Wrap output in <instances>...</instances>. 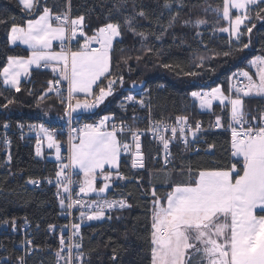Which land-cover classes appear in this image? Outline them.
<instances>
[{"label": "trees", "instance_id": "16d2710c", "mask_svg": "<svg viewBox=\"0 0 264 264\" xmlns=\"http://www.w3.org/2000/svg\"><path fill=\"white\" fill-rule=\"evenodd\" d=\"M165 2L70 0L73 15L85 17V32L89 36L109 21H119L122 25V43L114 44L113 71L114 74L123 75L125 83L123 86L116 85L113 96L108 97L94 111L81 113L80 116L97 120L109 115L118 120H130L136 126H143L149 115L165 121H176L181 116L204 121L216 120L219 116L224 123L228 121L230 104L225 102V106L216 101L210 111H204L199 107V101L191 96V92L199 88L222 86L224 93H228L229 79L234 73L249 70L255 74L249 62L255 56H264V21L255 19L258 9L254 7L251 12L253 23L256 24L252 33H247L243 27L244 34L240 39L231 38L229 42V35L219 31L227 26V21L211 10L205 11L209 7L222 9L223 0H167L171 8H165ZM43 6L57 14L67 10L68 0H42L40 11ZM260 7H264V4ZM141 10L145 13L144 17L137 15ZM39 14L36 12L29 15L24 12L17 0H0V20L5 21L0 23V71L6 66L8 56L27 57L31 52L22 44L11 45L8 42L7 35L12 23L26 25L28 19H34ZM173 15H176V19L169 27ZM127 16H135L136 32H143L147 36L143 46L140 37L123 26ZM198 19L207 23L196 26L194 22ZM185 21L192 23L185 24ZM244 44H249V47L243 48ZM145 48H152V51L146 52ZM75 49H78V44ZM225 52L230 55L224 56ZM137 56L141 59L137 60ZM121 57L131 59H128L127 64L120 63L119 67H115ZM200 57L205 58L203 67H197ZM191 72L197 75H188ZM55 78L51 69L34 68L31 75L22 81L21 91L17 93L4 86L0 77V93H3L0 105L6 102L5 98L14 100L7 109L0 107V119L14 123L44 120L54 126L63 125L67 117L64 116V105L60 103V98L51 92L43 100L39 99L47 90L48 81ZM133 81L142 90L146 109L133 108L131 104L126 108L119 106ZM242 99L246 112L252 115L264 112V97ZM206 139L208 144L213 145L212 152L191 153L182 144H173L174 160L168 169H161L154 162L153 155L162 146L148 138H143L141 142L144 168L132 167L133 154L122 155L120 173L126 179H113L106 194L126 197L131 207L107 214L110 219L91 221L82 226L76 241L88 256L84 264H150L151 191L155 188L157 196L164 197L171 191V186L189 183L178 182V179L173 180L165 174L152 175L153 171L186 167L197 176L201 170L227 169L240 160L231 155L229 132L208 133ZM36 148L37 144L18 136L12 137L9 150L0 147V230L5 227L0 233V264H15L18 257H24L25 264H57L60 227L68 219L61 215L63 208L56 188H32L27 180L54 178L58 161L50 157L54 150L40 147L42 155L37 156ZM237 168L240 169L241 164H237ZM103 183L104 180L99 179L98 187H102ZM13 220L16 226L27 221L33 225L35 242L28 252L18 247L21 236L11 232ZM49 225L56 227L49 229ZM114 254L115 261L112 259Z\"/></svg>", "mask_w": 264, "mask_h": 264}, {"label": "snow or ice", "instance_id": "6c2138e0", "mask_svg": "<svg viewBox=\"0 0 264 264\" xmlns=\"http://www.w3.org/2000/svg\"><path fill=\"white\" fill-rule=\"evenodd\" d=\"M17 2L29 15L36 12L40 14L35 19H28L26 26L12 23L7 35L8 42L11 45L17 42L27 45L31 52L27 57H7L6 66L0 71L4 86L19 93L21 78L31 75L32 66L51 68L57 78L48 81V88L39 99L43 100L48 93L55 92L60 98V103L64 105V116L71 124L81 112H91L108 97L113 96L116 85H124L123 75L114 74L113 71L114 44L122 43V25L119 21H109L95 29L94 34L89 36L84 32L83 15L70 19L68 12L62 15L53 14L47 6H43L40 11L42 0ZM262 4L264 0H223L222 9L209 7L205 11L211 10L229 22V27H222L219 31L229 33L231 42L232 37L239 40L244 34L242 26L249 34L256 27L253 17L249 14L253 7L258 9L255 19L264 21V7H260ZM68 6L70 10V0ZM164 7L171 8L172 5L166 0ZM233 9L237 13L234 18ZM137 15L144 17L145 13L141 10ZM175 19L176 15H173L169 27ZM134 21L135 16H127L123 26L134 35H138L143 46L147 36L143 32H136ZM0 23L5 21L0 20ZM188 23L192 22L185 21V24ZM194 23L199 26L207 21L198 19ZM81 38L83 43H79ZM53 41L59 42V51L52 50ZM74 41L78 44L75 51L71 48ZM94 41L99 47H92ZM248 47L249 44L243 45V48ZM145 51L151 52L152 48H145ZM223 55L228 56L230 53L225 52ZM128 59L131 57H121L115 67H119L120 63L127 64ZM136 59L139 60L141 57L137 56ZM204 60V57H200V64L197 67H203ZM249 63L257 68V72L250 74L249 71L242 70L238 73L247 79V83H242L236 88L235 98L225 95L220 87L212 88L210 91L191 92V96L199 101L201 109H211L213 101H219L221 105H225V102L230 104L231 155L242 160H237L227 169L201 170L189 183L171 186V191L164 197H158L156 189H152L150 264H264V214H257L264 213V112H260L259 115L246 112L242 99L251 96L264 97V56L256 57ZM188 75L197 73L191 72ZM62 82H67V97L62 95L60 87ZM135 85L136 82L133 81V86ZM29 94L31 95V91ZM0 96H3V93H0ZM5 99L6 102L0 107L7 109L14 100ZM128 104L145 106V101L129 93L123 97L119 106L126 108ZM133 119L135 120V117ZM111 120L113 116L106 115L98 123L70 128L66 157L61 155L62 144L56 138V130H49L43 124L39 126V133L47 140V147L55 149L56 161L59 162L58 170L55 172L57 195L59 196L61 188L64 193L69 194L67 203L65 199H60L59 203L62 208L69 210V213L73 208L82 209L79 212V219L82 222L98 221L105 218L106 211L130 207L122 198L106 199L100 196L110 189L113 179H126L120 173V158L121 152H129L131 146L127 142L122 143L118 134L129 133L135 142L132 167H145L140 143L144 131L134 130L123 122L119 126L115 123L109 125ZM176 125L178 127L173 126L169 129L167 124L155 122L147 129L163 143L167 155H170L168 150L173 140L179 138L186 146L189 144L186 129L194 140L201 131L199 122L194 128L188 125L187 116L177 117ZM236 126H239L240 130ZM4 127L8 128L9 125L5 123ZM216 127H222L219 116L216 118ZM169 130L170 137L162 134ZM212 147L213 145H209V149ZM36 155H42L39 139ZM165 163H168L167 158ZM237 164H241L240 169H237ZM106 165L108 171H105ZM77 169L83 174V180L79 182L74 181L69 175V170L75 173ZM98 174L104 180L100 188L96 187ZM48 182L51 183L50 180ZM27 183L36 186L40 182L29 179ZM74 183H79V192L76 193L78 197L81 194L88 196L90 193H96L97 199L90 202L79 198L73 199L71 196L73 189L70 186ZM11 226L15 230L14 220ZM48 227L54 229L56 226ZM71 228L72 236L80 235V223L72 224ZM61 232L63 233V228ZM27 243L30 245L31 241ZM60 244L62 247L56 253L57 264L59 260H65V264H73L72 249H81L82 245L66 244L63 234L60 237ZM65 247L68 249L67 257L61 255ZM83 257L82 251L76 254L79 264H84ZM17 259L20 264H25L24 257ZM112 259L116 260L115 254Z\"/></svg>", "mask_w": 264, "mask_h": 264}, {"label": "built area", "instance_id": "2783aa9c", "mask_svg": "<svg viewBox=\"0 0 264 264\" xmlns=\"http://www.w3.org/2000/svg\"><path fill=\"white\" fill-rule=\"evenodd\" d=\"M65 12H68L70 19L71 18H75L76 16L73 15L72 10H71V4H70V10H69V6H67V10L61 13H57V14H63ZM55 22V21H54ZM84 32H85V26H84ZM86 33V32H85ZM79 41H82L83 43V39L81 38ZM77 45V43L74 41L71 45L72 50H75V46ZM92 47H99V45L94 41L92 43ZM60 48V47H59ZM42 69H45L43 67H41ZM50 69V68H47ZM243 84L247 83V79L243 76L237 75L234 76L232 75L229 79V91L228 93H226L225 95L229 96L230 98H235L236 93V88L241 86ZM61 90H62V95L63 97H67V82H62V84L60 85ZM211 89H207V88H199L196 91H210ZM53 94H55V92H52ZM131 93L132 95L136 96L137 99L143 98L142 95V90L140 89V87L138 85H135L130 88L129 92L127 93V95ZM145 101V99H144ZM133 108H137V109H146L147 107V103L145 101V106H140L139 104L136 105H131ZM250 119V117H249ZM100 119L97 120H89V119H85L82 116H78L76 120H74L71 124H69L68 119L66 120V122L63 125L60 126H54L51 125L49 123H47L44 120H34V121H28V122H17L14 123L10 120H2L0 119V147L4 148L5 150H9L11 147V140L13 136H18L19 138H21L22 140H30L32 142H34L35 144H37V140H40V147H46V149H49L47 147V140L43 137L42 133H39V126L41 124L44 125L45 128L49 129V130H56L57 132V139L61 142L62 144V148H61V155L63 157L67 156V149H68V140H69V133H70V128H80L82 127L84 124H93V123H98ZM121 122H123L125 125L131 126L134 130L135 129H139V130H143L144 131V135L141 136L140 140L142 141L143 138H148L152 141H156L158 143L161 144L162 149L159 152L154 153L153 155V159L154 162L156 164H158L160 166L161 169H168L172 166L173 164V160H174V155H173V144L175 143H180L183 146L189 148L191 153L194 152H203V153H209L213 151V147L211 149H209V145L207 143V139H206V134L208 133H213V132H220V131H227L231 134V128L229 127V124L231 122V106H230V115H229V119L226 123L223 122L222 119H220V123L222 125V127H216V120H211V121H204V120H191L188 119V125H190L191 127H195V124L197 122L200 123L201 125V131L197 133V138L194 140L191 133L186 129L185 134L187 135L189 144L186 146L183 141H181L179 138L176 140H173L170 145H169V150L168 152L170 153V155H167L165 153V150L163 148V143L161 141H159L158 139H156V137L153 136V134L149 131H147V129L150 127L151 124L155 123V122H162V124H167L169 126V129L173 126H177L176 125V121H165V120H158L156 118H154L152 115L147 116L146 118V123L143 126H136L132 121L130 120H118L116 118L113 117V120H111L109 122V125H111L112 123H115L116 125H120ZM7 123L9 125L8 128L4 127V124ZM19 125H23L24 127L21 128L19 127ZM35 126L30 127V126ZM178 127V126H177ZM238 130L239 126H236ZM110 130V127H109ZM163 135H165L166 137H170L171 136V132L170 130L168 132H163ZM120 136V139L123 142H127L130 146L132 144L133 148H134V152H135V142L132 140L131 135L129 133H125V134H118ZM50 150H55L50 149ZM128 154H133L131 152V149L129 152H124L122 151V155H128ZM167 158L168 163H165V159ZM66 162V160L64 161ZM59 164V162H58ZM57 170H58V166H57ZM69 175L72 177V179L74 181H82L83 180V176L82 173L79 172V170H75V173H73V170H69ZM30 179H34V178H30ZM29 180V179H28ZM27 180V181H28ZM34 180H38L40 183L36 186L27 183L30 187L32 188H51L54 187L56 188V192L58 191L57 185H56V178H44V179H34ZM51 181V183H49L48 181ZM73 191L71 192V196L73 199H83L85 201L90 202L91 200H95L97 199V195L96 193H90L88 196H84L83 194H81L79 197L76 195V193L79 192V183H74L70 186ZM59 201L60 199H65V202L67 203V196L69 195L68 193H64L63 189H59ZM100 196L102 198H106V199H124L126 201L127 204L130 205L131 207V202L130 200H128L126 197H122V196H118V197H111L108 196L106 193L100 194ZM130 207L124 208V209H119V210H111V211H106V214L109 213H113V212H117V211H124L126 209H129ZM79 207L77 208H73L72 210H67L66 208L62 209L61 215L64 216L65 218L68 219L67 223H65L64 225H62L60 227V232H59V236L61 237V234L64 235L65 237V243L66 244H77L76 241V237L72 236V228L71 225L74 223H80L81 224V228L82 226L88 224L91 221H80L79 219V212H80ZM84 211H88V209H83ZM67 226V227H64ZM5 227H1L0 233L4 230ZM63 228V233L61 232V229ZM80 228V229H81ZM13 234L19 235L21 236L20 241L18 242V247L20 249H24L25 251L29 249H32L33 244L35 242V236H34V230H33V225L30 221L25 222L24 224L20 225V226H16L15 230L13 229L11 231ZM31 241V244L29 245L27 243V241ZM62 245L60 244V248L61 249ZM81 249H76L73 248L72 249V256H73V264H79V262L76 260V254L78 252H81ZM84 253V257H83V262H85L88 258L86 252L82 251ZM68 254V249L65 247L64 251L61 253L62 256L67 257ZM58 261V260H57ZM15 264H20L19 260H17V262ZM59 264H65V260H59Z\"/></svg>", "mask_w": 264, "mask_h": 264}, {"label": "rangeland", "instance_id": "374dc122", "mask_svg": "<svg viewBox=\"0 0 264 264\" xmlns=\"http://www.w3.org/2000/svg\"><path fill=\"white\" fill-rule=\"evenodd\" d=\"M254 8V7H253ZM253 8L251 9V11H250V15L253 17V14L251 13L252 12V10H253ZM232 14H233V18H234V16H235V14H237L236 13V10H232ZM37 18V17H36ZM35 19V18H34ZM55 23V22H54ZM23 26V25H22ZM24 26H26V25H24ZM226 27H229V22L227 21V26ZM242 28H243V26H242ZM242 28H241V30H242ZM222 33H225V34H227V35H229V33H226V32H222ZM233 39H235V37H232ZM236 40V39H235ZM57 42L58 41H53V45H52V50L53 51H59L55 46H56V44H57ZM19 42H17V44H18ZM21 44V43H20ZM25 47H27V45H25ZM28 48V47H27ZM75 50H77V49H75ZM74 50V51H75ZM259 56H261V55H258V56H255L254 58H256V57H259ZM254 58H252V60L254 59ZM32 67H34V66H32ZM250 67L255 71V73L257 72V68L256 67H254V66H252L251 64H250ZM243 71H249V70H243ZM240 72V71H239ZM249 73L250 74H252L251 73V71H249ZM24 77H22L21 79H23ZM254 78H256L255 76H254ZM218 87H220L221 89H222V86H218ZM222 91H223V89H222ZM224 92V91H223ZM226 94V93H225ZM84 97H81V99H83ZM214 102H216V101H214ZM214 102H213V104H214ZM206 110H208L207 108H205ZM95 110V109H94ZM94 110H92V111H94ZM81 113H84V112H81ZM131 152L132 153H135L134 152V148H133V146H132V144H131ZM51 158H53V159H56V157H55V152H54V154L53 155H51L50 156ZM121 157H122V152H121ZM121 159V158H120ZM182 169V171H180ZM238 169V168H237ZM109 169H108V166L106 165L105 166V171H108ZM154 174H156V175H161V174H165V176L167 175L169 178H171V179H173V180H176V179H178V182H190V181H192L193 180V178H195L196 176H195V172H193L191 169H187L186 167H182V168H178L177 170L175 169H172V170H154L153 171V174L152 175H154ZM198 175V174H197ZM82 176H83V174H82ZM99 179H102L103 180V177L101 176V175H99L98 174V176H97V180H96V187L97 188H99L98 187V180ZM104 184V183H103ZM180 184V183H179ZM111 185H112V181H111ZM103 194V193H102ZM109 217V215H107L106 214V216H105V218H102L101 220H104V219H106V218H108ZM101 220H98V221H101ZM80 231H81V229H80Z\"/></svg>", "mask_w": 264, "mask_h": 264}, {"label": "crops", "instance_id": "0c3cea01", "mask_svg": "<svg viewBox=\"0 0 264 264\" xmlns=\"http://www.w3.org/2000/svg\"><path fill=\"white\" fill-rule=\"evenodd\" d=\"M24 26V25H23ZM18 44H20V43H18ZM23 46H25L24 44H22ZM58 50H60V44H59V42H57V44H56V46H55ZM34 68H36V66H34V67H32V69H34ZM31 69V70H32ZM51 69V68H50ZM2 78V77H1ZM25 78H27V77H24L23 79H21L22 81L25 79ZM2 81H3V78H2ZM81 97H83V94H81ZM214 102V101H213ZM212 109V108H211ZM211 109H208V110H206V109H202V110H204V111H210ZM81 114V113H80ZM79 114V115H80ZM54 152H55V150H54ZM237 159H240V160H242V158H240V157H236Z\"/></svg>", "mask_w": 264, "mask_h": 264}, {"label": "water", "instance_id": "95a60500", "mask_svg": "<svg viewBox=\"0 0 264 264\" xmlns=\"http://www.w3.org/2000/svg\"><path fill=\"white\" fill-rule=\"evenodd\" d=\"M142 141L140 140V143H141ZM141 151H142V147H141ZM144 154V153H143Z\"/></svg>", "mask_w": 264, "mask_h": 264}]
</instances>
